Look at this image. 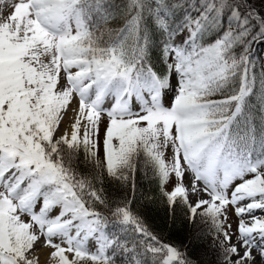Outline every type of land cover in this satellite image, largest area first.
Instances as JSON below:
<instances>
[{
	"label": "snow or ice",
	"instance_id": "6c2138e0",
	"mask_svg": "<svg viewBox=\"0 0 264 264\" xmlns=\"http://www.w3.org/2000/svg\"><path fill=\"white\" fill-rule=\"evenodd\" d=\"M0 264H264V0L0 8Z\"/></svg>",
	"mask_w": 264,
	"mask_h": 264
},
{
	"label": "rangeland",
	"instance_id": "374dc122",
	"mask_svg": "<svg viewBox=\"0 0 264 264\" xmlns=\"http://www.w3.org/2000/svg\"><path fill=\"white\" fill-rule=\"evenodd\" d=\"M14 2V0H0V8H4L5 5L10 7V5ZM7 10V8H5Z\"/></svg>",
	"mask_w": 264,
	"mask_h": 264
}]
</instances>
